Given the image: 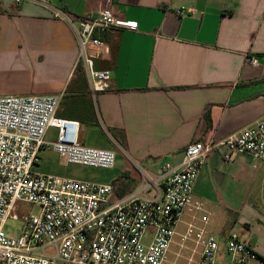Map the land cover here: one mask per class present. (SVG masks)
<instances>
[{"label": "crops", "instance_id": "1", "mask_svg": "<svg viewBox=\"0 0 264 264\" xmlns=\"http://www.w3.org/2000/svg\"><path fill=\"white\" fill-rule=\"evenodd\" d=\"M46 2L0 0V97L61 95L69 107L92 104L95 125L81 123L60 104L56 114L76 120L79 133L83 126L93 129L103 140L98 149L115 154L111 182L99 183L111 186L110 201L131 193L155 196L162 164H179L187 145L219 142L264 116V0ZM103 8L136 22L137 29H110L101 36L110 56L95 67L109 70L111 80L106 91L92 94L86 77L76 76L77 67L84 71L75 32L54 12L77 20ZM181 9L192 13L178 14ZM206 109L210 126L203 119ZM55 137L51 128L45 141ZM78 140L84 145L83 137ZM251 163L241 154L224 164L214 150L196 181L215 180L225 196L220 214L204 210L209 232L220 239L236 233L264 257V166L252 169ZM190 215L186 211L184 220Z\"/></svg>", "mask_w": 264, "mask_h": 264}, {"label": "built area", "instance_id": "2", "mask_svg": "<svg viewBox=\"0 0 264 264\" xmlns=\"http://www.w3.org/2000/svg\"><path fill=\"white\" fill-rule=\"evenodd\" d=\"M14 1L47 6V0ZM54 17L75 32L78 63L91 93L106 91L111 72L95 67L96 60L110 56L101 36L110 29L136 30L137 23L121 20L107 8L77 20L59 11ZM61 97H0V264H163L172 246L178 258L188 252L185 264H264L250 241L236 233L220 239L209 232L208 217L193 200L198 172L214 150H220L224 164L245 154L252 169L264 166V116L219 142L187 145L179 164H162L155 196L131 193L110 201V185L33 171L42 148L64 165L109 170L115 164L112 151L79 143L76 120L57 116ZM51 128L55 140L46 142ZM148 188L146 184L142 191ZM17 203L36 206L38 212L20 218ZM186 211L189 220H184ZM8 222L19 223V235L7 232Z\"/></svg>", "mask_w": 264, "mask_h": 264}, {"label": "rangeland", "instance_id": "3", "mask_svg": "<svg viewBox=\"0 0 264 264\" xmlns=\"http://www.w3.org/2000/svg\"><path fill=\"white\" fill-rule=\"evenodd\" d=\"M84 139V145L98 148L101 147L98 145L100 141H103L99 135L88 126H83L79 133V138ZM103 137V136H102ZM118 163V160H116ZM114 167V166H113ZM109 170L97 169V168H89L77 165H64L63 161L56 155L55 153H41L39 155V161L36 166L33 167V171L42 174H51L57 175L60 177L71 178L80 181L94 182V183H110V174L112 172ZM194 197L197 202H199L203 210H212L215 215L220 214L223 209L225 203L224 198L221 192L218 189V185L215 180L212 179V182L206 183L202 181H196L194 183L193 190ZM260 200H264V189H262ZM262 205V206H261ZM264 203L260 204L259 207L264 210ZM18 207V216H21L29 213H37L38 208L33 205L17 203ZM207 208V209H206ZM218 221V219H215ZM217 223V222H216ZM181 230L183 226L180 227ZM7 232L12 235H19L20 226L18 222H8V226L6 227ZM217 229V227L215 228ZM241 229L240 226L236 225L234 227V231L237 232ZM150 231V230H149ZM212 232V231H211ZM214 233V232H213ZM148 235L145 237L147 239ZM177 247L172 246L167 254V257L163 264H185L186 256L188 254L187 251L181 252V257H176Z\"/></svg>", "mask_w": 264, "mask_h": 264}, {"label": "trees", "instance_id": "4", "mask_svg": "<svg viewBox=\"0 0 264 264\" xmlns=\"http://www.w3.org/2000/svg\"><path fill=\"white\" fill-rule=\"evenodd\" d=\"M75 72H76V76L78 77V79L80 81L85 80V78H84L85 76H84L80 67H77ZM60 107H62L63 110L69 109L71 111H75L77 114L76 117H78L80 119V122L83 124L95 125V123H96L92 104H86L85 103L84 105L76 108L74 106H72V107L67 106V102L62 100L60 103ZM203 119L206 122V125L210 126V117H209V110L208 109H206V111L204 112Z\"/></svg>", "mask_w": 264, "mask_h": 264}]
</instances>
